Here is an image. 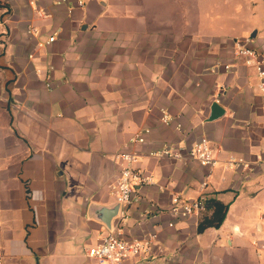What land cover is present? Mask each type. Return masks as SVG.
Masks as SVG:
<instances>
[{
  "label": "crops",
  "instance_id": "1",
  "mask_svg": "<svg viewBox=\"0 0 264 264\" xmlns=\"http://www.w3.org/2000/svg\"><path fill=\"white\" fill-rule=\"evenodd\" d=\"M230 1L0 0L1 264H96L85 250L116 219L107 228L91 207L113 205L115 155L128 149L152 184L135 190L121 233L156 239L123 264H264L250 243L264 240V211L234 212L241 182L264 178V96L233 48L249 37L264 51V27L236 34ZM201 136L218 149L210 170L147 155ZM228 154L252 171L225 169ZM174 193L227 204L220 226L172 217Z\"/></svg>",
  "mask_w": 264,
  "mask_h": 264
},
{
  "label": "built area",
  "instance_id": "2",
  "mask_svg": "<svg viewBox=\"0 0 264 264\" xmlns=\"http://www.w3.org/2000/svg\"><path fill=\"white\" fill-rule=\"evenodd\" d=\"M65 1V0H61ZM79 6L82 5L78 1ZM34 30V29H32ZM56 33H52L46 40V44L54 41ZM235 56L241 58L246 66L253 67L257 77L256 88L261 96H264V51H260L251 45V39L237 38L233 40ZM226 68L228 66H225ZM170 118L164 111H161L160 121L168 125ZM178 131L180 124L176 125ZM144 142L141 132L136 133L130 139V144L136 145ZM147 155L152 158L172 159V160H193L200 166L211 169L218 163V149L204 136L199 137L190 145L177 143H164L160 147L150 150ZM115 159L119 164V170L113 180L108 184V193L119 204L118 213L115 216V225L97 244L89 246L85 250L87 257L95 260L96 264H123L125 260L146 255L150 252L151 246L156 239L155 233H148L140 238H124L122 236V222L126 218V208L134 200V192L137 188L152 184L151 177L146 175L137 166L138 153L128 149L118 152ZM224 167L227 170L239 172L245 175L252 171V165L241 156L228 154L225 158ZM207 185L206 181L200 183L203 190ZM205 198L182 197L179 193L171 195L167 211L175 219L199 218L206 210ZM168 226H173V222H168ZM251 246L256 257H264V240L253 239ZM1 264V254H0Z\"/></svg>",
  "mask_w": 264,
  "mask_h": 264
},
{
  "label": "rangeland",
  "instance_id": "3",
  "mask_svg": "<svg viewBox=\"0 0 264 264\" xmlns=\"http://www.w3.org/2000/svg\"><path fill=\"white\" fill-rule=\"evenodd\" d=\"M234 10V30L235 33L247 34L250 27H264V0H253L255 6L250 8L252 3L248 0L230 1ZM259 182H241L242 192L238 199V205L234 212L241 215L245 220H250L254 216L257 206L264 211V178L260 176ZM244 183V184H243ZM241 194V195H240ZM240 202V203H239ZM239 204H241L239 206ZM264 213V212H262Z\"/></svg>",
  "mask_w": 264,
  "mask_h": 264
},
{
  "label": "trees",
  "instance_id": "4",
  "mask_svg": "<svg viewBox=\"0 0 264 264\" xmlns=\"http://www.w3.org/2000/svg\"><path fill=\"white\" fill-rule=\"evenodd\" d=\"M205 211L197 221L196 231L203 232L207 228H218L222 223L228 205L215 198H205Z\"/></svg>",
  "mask_w": 264,
  "mask_h": 264
},
{
  "label": "water",
  "instance_id": "5",
  "mask_svg": "<svg viewBox=\"0 0 264 264\" xmlns=\"http://www.w3.org/2000/svg\"><path fill=\"white\" fill-rule=\"evenodd\" d=\"M255 35V32L253 31L251 33V36L253 37ZM219 106L217 104H213L211 107V118H214L215 116H213L215 112H217L219 110ZM94 208V209H93ZM91 209H93L96 212L97 215L99 216H94L97 220L102 221L105 226L107 228L111 227V220L117 215L118 213V209H119V204L118 202L114 201L113 205L108 206V207H91Z\"/></svg>",
  "mask_w": 264,
  "mask_h": 264
}]
</instances>
